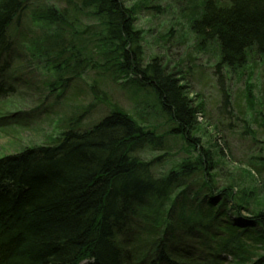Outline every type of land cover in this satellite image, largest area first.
<instances>
[{
  "label": "trees",
  "instance_id": "trees-1",
  "mask_svg": "<svg viewBox=\"0 0 264 264\" xmlns=\"http://www.w3.org/2000/svg\"><path fill=\"white\" fill-rule=\"evenodd\" d=\"M153 1L28 8V0H0V100L12 97L18 79L11 70L25 53L50 65L47 88L56 101L93 66L97 75L150 91L172 123L158 134L112 106L81 127L101 102L73 103V117L48 143L1 149L0 264H264V150L256 143L264 133L262 104L245 82L246 110L259 129L244 131L256 150L243 162H232L218 145L204 146L197 122L204 104L188 88L192 67H170L160 57L145 62L135 22L137 10ZM184 1L197 50L217 51L215 74L264 67V0ZM14 7L19 13L12 15ZM26 14L32 29H44L39 36L22 34ZM89 90L106 97L96 81ZM0 112V123L11 119L5 103ZM166 138L180 142L185 157L157 177L153 169L164 156L146 162L137 153L163 150Z\"/></svg>",
  "mask_w": 264,
  "mask_h": 264
},
{
  "label": "rangeland",
  "instance_id": "rangeland-1",
  "mask_svg": "<svg viewBox=\"0 0 264 264\" xmlns=\"http://www.w3.org/2000/svg\"><path fill=\"white\" fill-rule=\"evenodd\" d=\"M137 1L125 0L130 6L137 4ZM28 2V8L45 3L64 5L62 0H28ZM148 6L150 8L142 6L137 10L135 22L136 28L142 31L145 62L160 57L163 63H169L170 67L180 61H185L186 67L187 65L192 67L187 77L189 93L191 97L197 95L204 104V114L197 121L202 130L198 139L210 149L214 145L223 148L232 162L234 160L243 162L246 154L255 153L256 150L255 142L250 136L245 135L244 131L257 132L259 129L258 124L252 122L249 111L246 110L243 96L244 83L248 82L253 88L254 95L262 104L264 116L263 62L254 70L248 66L235 74L226 70L215 74L213 66L218 61L216 49L210 46L198 51L195 39L188 29L186 15L191 13L190 6H186L184 0H155ZM83 24L87 25L85 22ZM88 24L94 23L88 22ZM20 27L24 37L29 34L39 36L38 29H32L27 14L21 18ZM16 62L11 70L13 77L18 79L13 83L14 93L11 98L0 100V103H5L8 113L6 115L9 118L20 119L21 122L12 124L11 119L1 121L0 150L6 151L5 154L18 148L48 143V138L59 132L61 116L74 113L77 107L73 104L74 101L84 107L95 104L96 100L101 102L82 121L81 127H87L106 115L107 106H116L130 115L141 117V123L155 128L159 134H163L168 128L154 105L156 101L150 91H138L121 80L113 82L106 76L97 75L96 71H87L80 79L70 82L64 98L56 101L55 93H50V89L47 88L53 79L49 64L36 61L30 54L25 53L19 54ZM251 72H253L252 76ZM248 75L251 80H247ZM95 81L106 97L99 93L95 97L91 94L89 86ZM224 99L227 101L226 104ZM105 101L108 102L106 106ZM11 102L13 105L11 109L17 110H10ZM44 110L48 115L43 113ZM256 138L257 147L264 150V133L259 131ZM166 142L165 150L156 152L146 150L138 155L144 161L164 156L153 169L157 177L168 172L185 157L184 151L180 150L182 148L180 142L172 139H167ZM10 143L13 145L10 146ZM232 165L239 167L237 163ZM251 208H254L253 205Z\"/></svg>",
  "mask_w": 264,
  "mask_h": 264
},
{
  "label": "bare ground",
  "instance_id": "bare-ground-1",
  "mask_svg": "<svg viewBox=\"0 0 264 264\" xmlns=\"http://www.w3.org/2000/svg\"><path fill=\"white\" fill-rule=\"evenodd\" d=\"M10 13L12 14V15H14V14H18L19 12H18V9L16 8V7H14V10H11L10 11ZM136 27V26H135ZM39 32H41V30H39ZM51 70V69H50ZM87 71H90V72H95V69H94V67L93 66H91L90 68H89V70H86V71H83L82 72V74H84L85 72H87ZM99 76H101V75H99ZM67 90H68V87H66L65 88V90H64V95H63V98H64V96H65V93L67 92ZM60 91V90H59ZM73 103H78V102H73ZM155 107H156V109H158V111H159V114L161 115V118H163L162 120H164L165 121V123L168 125V124H170V125H172V123H171V121H170V119H169V117L166 115V114H163L162 113V111H161V109H160V106H159V103H157V102H155ZM59 106V105H58ZM107 108V110L108 111H112V107H109V106H107L106 107ZM123 112H125L124 110H122ZM127 115H129V116H131V117H133L134 119H136V120H140V121H142V118L141 117H138V116H136V115H130V114H128L127 112H125ZM202 115H203V113L202 112H199L198 113V115H197V121L199 120V118L200 117H202ZM73 117V115H71L70 113H66L65 115H62L61 116V118H60V121H59V131H61L62 129H65V127H66V123L71 119ZM91 126V125H90ZM90 126H87L86 128H89ZM59 132H57L56 133V135H54L53 137H50L51 139H53V138H55L56 136H57V134H58ZM159 134V133H158ZM168 139H170V138H168ZM166 140H167V138H166ZM164 146H162V148H163ZM164 150L166 149V147H164L163 148ZM146 150H143L142 152H145ZM149 151V150H148ZM142 152H140V153H142ZM150 152H154V151H152V150H150ZM156 152V151H155ZM140 153H137V155H139ZM138 158L140 159V160H142L139 156H138ZM142 161H144V160H142ZM147 162V161H146ZM177 165V164H176ZM175 165V166H176ZM174 166V167H175Z\"/></svg>",
  "mask_w": 264,
  "mask_h": 264
}]
</instances>
